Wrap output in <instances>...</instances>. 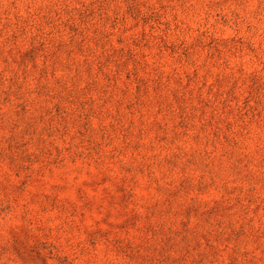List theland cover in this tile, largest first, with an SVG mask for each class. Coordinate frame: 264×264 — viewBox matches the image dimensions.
<instances>
[{
  "label": "rangeland",
  "instance_id": "rangeland-1",
  "mask_svg": "<svg viewBox=\"0 0 264 264\" xmlns=\"http://www.w3.org/2000/svg\"><path fill=\"white\" fill-rule=\"evenodd\" d=\"M0 264H264V0H0Z\"/></svg>",
  "mask_w": 264,
  "mask_h": 264
}]
</instances>
